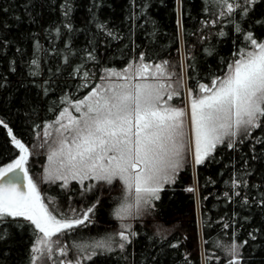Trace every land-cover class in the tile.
<instances>
[{
	"label": "trees",
	"instance_id": "obj_1",
	"mask_svg": "<svg viewBox=\"0 0 264 264\" xmlns=\"http://www.w3.org/2000/svg\"><path fill=\"white\" fill-rule=\"evenodd\" d=\"M221 11L216 0H0V120L35 152L30 173L37 175L43 165L37 134L68 102L91 92L105 69L121 70L143 53L145 62L167 61L178 74L182 51L187 88L198 90V83L223 76L233 53L248 43L245 34L264 40V0L247 15H222L209 23ZM257 137H264V126L234 149L219 145L195 168L185 164L154 209L126 220L137 234L123 252L117 247L82 264H228L227 249L244 241L240 264H264V144ZM18 154L8 128L0 126V167ZM233 178L247 186L233 189ZM120 188L116 181L84 191L71 181L67 188L50 182L40 191L46 203L52 200L64 212L99 201L95 223L64 238L71 245L120 230L113 216ZM5 227L0 264H30V227Z\"/></svg>",
	"mask_w": 264,
	"mask_h": 264
},
{
	"label": "snow or ice",
	"instance_id": "obj_2",
	"mask_svg": "<svg viewBox=\"0 0 264 264\" xmlns=\"http://www.w3.org/2000/svg\"><path fill=\"white\" fill-rule=\"evenodd\" d=\"M257 2L216 0L222 11L216 21L209 23L218 22L222 15H247ZM63 7L67 17L71 4L66 2ZM66 26L71 30L70 24ZM98 27L103 30L102 25ZM236 31H241L238 25ZM244 39L248 43L233 53L235 59L228 62L223 76L213 77L210 85L198 83V91L188 89V110L171 103L180 93L169 82L173 73L168 62L147 63L142 53L135 64L121 71L105 69L102 81L115 77L122 83L96 85L88 96L71 105L78 116L65 107L54 125H45V143L52 135L49 128L56 133L44 169L46 182L59 181L67 188L75 181L84 191L97 185L111 186L116 181L122 185L124 195L113 210L121 224L114 234L64 243L65 237L95 223L99 201L68 212L52 200L45 203L38 184L29 175L28 147L0 120L19 150L11 163L0 167V240L7 236L5 226L30 227L34 233L30 264H47L54 255L62 258L58 264H82L117 247L123 252L131 243L130 237L137 234L131 224L123 221L140 216L145 209H154L165 186L176 182L189 153L199 166L226 140L227 147L234 149L264 126V41L258 42L251 33ZM32 63L36 65L37 61ZM189 111L191 142L186 131ZM256 143L264 144V137H257ZM242 183L247 186L246 181L233 178L232 188L238 189ZM246 243L230 245L228 264H240L239 249ZM73 251L75 258L68 259Z\"/></svg>",
	"mask_w": 264,
	"mask_h": 264
},
{
	"label": "rangeland",
	"instance_id": "obj_3",
	"mask_svg": "<svg viewBox=\"0 0 264 264\" xmlns=\"http://www.w3.org/2000/svg\"><path fill=\"white\" fill-rule=\"evenodd\" d=\"M239 2V0H238ZM264 41V40H263ZM180 73H174L173 71H170L173 73L172 75V78H171V81H169L171 84H172V87L175 91L179 92L180 93V96L179 97H176L174 98V100L171 102L173 104H175V106H178V107H182V108H185L186 110H188V88H187V84H186V76H185V63H184V53L181 51V55H180ZM136 62L132 63V64H135ZM122 70V69H121ZM121 70H118V71H121ZM154 70V69H153ZM105 72V71H104ZM103 72V74H104ZM102 74V75H103ZM109 83H112V84H116V83H122V81L120 80H117L115 77L111 78L110 80H101V78L98 80L97 82V85H100V84H104L105 86ZM211 84V82L209 83V85ZM198 91V90H197ZM91 92H89L86 96H88ZM84 96V97H86ZM83 97V98H84ZM81 98V99H83ZM80 99V100H81ZM78 101V100H77ZM75 101V102H77ZM75 102H68L67 104V108L69 109V112L74 115V116H78L79 113H76L75 112V109L71 106L72 104H74ZM59 116V115H58ZM58 116L51 122V123H48L47 125H54V122L56 121V119L58 118ZM45 127V126H44ZM44 127L42 128V130L37 134L36 138L38 139V141L40 142L39 146L42 148L40 149V152H41V156L40 158L43 159V165H41V169H40V172L36 175V174H31L30 171H29V175L34 179V182H36L38 184V187L39 189L41 190L42 187L45 185V184H48L50 182H46L44 180V169L47 165V155L50 151V145H51V141L55 138L56 136V133L54 131V128H49L48 131L52 133V135L48 138V143H45V137H44ZM186 131L188 132V137L187 139L189 140V142H191V126H190V111H189V116H188V127L186 129ZM225 143H228V141L226 140ZM29 149V148H28ZM29 153H30V156H29V163H28V167H29V164L31 163V161L34 160V158H36V154L34 151H31V149H29ZM38 158V157H37ZM191 164V167L192 168H195V164L192 160V156L191 154L189 153L188 156H187V159H186V162L184 163L185 164ZM183 165V167H184ZM59 182V181H57ZM87 183H94L93 181H85ZM118 182V181H117ZM61 183V182H60ZM119 185L121 186L120 188V193H121V198L123 197L124 195V192H123V188H122V185L119 183ZM45 203H46V200H45ZM121 222V221H119ZM127 221H123V223H126ZM71 253V256H73V258H75V252H70ZM71 256L69 254V257L68 259H71ZM72 258V259H73ZM59 259H62L60 257H57V256H53V260L52 261H47V264H58V260Z\"/></svg>",
	"mask_w": 264,
	"mask_h": 264
},
{
	"label": "water",
	"instance_id": "obj_4",
	"mask_svg": "<svg viewBox=\"0 0 264 264\" xmlns=\"http://www.w3.org/2000/svg\"><path fill=\"white\" fill-rule=\"evenodd\" d=\"M22 175V174H21Z\"/></svg>",
	"mask_w": 264,
	"mask_h": 264
}]
</instances>
